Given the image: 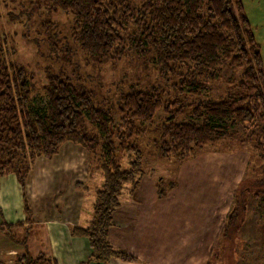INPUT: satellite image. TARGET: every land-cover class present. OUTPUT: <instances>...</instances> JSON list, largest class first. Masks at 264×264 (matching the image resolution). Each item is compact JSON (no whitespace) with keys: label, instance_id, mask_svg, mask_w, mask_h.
I'll return each mask as SVG.
<instances>
[{"label":"trees","instance_id":"obj_1","mask_svg":"<svg viewBox=\"0 0 264 264\" xmlns=\"http://www.w3.org/2000/svg\"><path fill=\"white\" fill-rule=\"evenodd\" d=\"M38 4L49 12L71 14L69 38L85 54L86 64L100 67L118 61L126 51L133 52L148 60L163 83L182 97L178 100L174 96L175 100L169 101L163 98L160 85H131L117 99L115 111L120 117L115 123L110 110L95 102L94 90L63 69L46 67L43 88L47 101L45 108L38 110L29 105L36 88L34 75L7 59L6 36L0 31V176L12 171L23 188L35 158L52 157L65 141L80 144L99 165L102 183L95 188L87 225L72 227L70 233L87 241L88 263L134 261L135 256L110 243L108 234L125 190L130 187L129 191H133L145 176L144 153L138 141L145 133V124L152 122L158 110L169 115L158 125L156 140L164 158L175 156L182 160L195 149L228 137L231 120L244 123L248 132L254 134L252 147L264 159V71L260 47L241 0L31 3L37 7ZM42 25L55 26L49 20H43ZM60 50L61 58L72 60L74 52L68 42ZM73 64L75 68L79 66L77 62ZM223 67L242 68L234 84L236 90L219 100L200 99L208 83L218 80ZM187 109L200 121L175 120ZM249 122L261 123L262 127L255 132L256 126ZM118 152L126 156V167L118 161ZM77 185L87 187L83 182ZM254 185L258 193L264 194V175ZM156 192L161 199L166 196L160 186H156ZM232 216L229 214V219ZM14 227L8 224L0 226V230L9 236ZM27 229L28 226L22 242ZM9 237L14 240L13 235ZM11 264L57 262L42 252L34 257L25 252L15 254Z\"/></svg>","mask_w":264,"mask_h":264},{"label":"rangeland","instance_id":"obj_2","mask_svg":"<svg viewBox=\"0 0 264 264\" xmlns=\"http://www.w3.org/2000/svg\"><path fill=\"white\" fill-rule=\"evenodd\" d=\"M34 2L39 0H0V31L6 36L7 59L34 75L36 88L29 103L31 107L45 108L46 67L54 71L63 69L80 84L94 90L95 102L110 110L115 123L120 117L115 111L117 99L131 85L141 88L160 85L165 100L174 101V96L178 100L182 98L163 83L148 60L136 57L133 52L126 51L118 61L100 67L86 64L85 54L69 38L71 14L49 12L40 4L38 7L31 5ZM241 3L260 47L264 71V0H241ZM43 20H49L55 26L44 27ZM65 42L74 52L69 61L61 58L60 49ZM74 62L78 63L77 68ZM241 73L242 68L223 67L218 80L209 82L199 98L219 100L227 97L236 90L234 84ZM168 116L160 109L152 122L145 124V133L138 141L144 153L145 176L133 191H129L130 187L125 190L122 205L115 211V216H121L114 219L115 226L110 228L108 239L123 245L125 242H146L147 247L142 253H146L145 258L149 261L145 260L147 263L143 261V264H264V194L258 193L254 185L264 175V159L252 147L254 134L248 132L244 123L230 120L228 137L203 145L182 160L175 156L164 158L158 152L156 140L158 125ZM175 120L200 121L191 116L190 109ZM248 124L256 126L255 132L262 127L261 123ZM80 147L88 154L84 166L86 177L83 174L81 180L87 187L78 186L79 181L75 186L83 194L89 219L95 188L101 185L102 178L97 162L84 147ZM117 156L126 167V156L119 152ZM81 164L83 168L82 161ZM80 165L77 176L82 170ZM62 174L63 179L69 178L66 172L62 171ZM8 182L7 177L1 180L4 188ZM156 186L161 187L166 195L164 198L158 196ZM47 201V207L52 206L51 201ZM41 205L39 211L43 216L45 209L42 212ZM0 234H4L3 231L0 230ZM74 248L76 253L84 248L85 254H89L87 241L84 247ZM111 260L116 262V259Z\"/></svg>","mask_w":264,"mask_h":264},{"label":"crops","instance_id":"obj_3","mask_svg":"<svg viewBox=\"0 0 264 264\" xmlns=\"http://www.w3.org/2000/svg\"><path fill=\"white\" fill-rule=\"evenodd\" d=\"M87 158V152L80 145L65 141L52 157H37L34 160L23 188L14 174L0 176V226L15 225L9 231V236L13 235L14 240L5 233L0 234V264H11L16 253L25 252L32 257L42 252L54 258L57 264H95L92 261L88 263L89 254H85L84 248L76 253L77 249L74 247H84L86 241L70 233L72 227H85L89 221L83 194L75 186L76 181L82 182L83 174L84 178L86 177L84 166ZM81 161L83 168L82 164L80 165ZM78 165L82 169L78 175L80 177L76 174ZM62 171L66 172L67 176L69 174V178L63 179ZM3 177H7L9 181L6 188L1 183ZM63 182L65 187H62ZM43 198L44 207L41 205ZM47 200L51 201L52 206L47 207ZM129 202L130 200L126 203ZM40 205L43 208L42 212L45 209L43 216L39 211ZM118 216H114V219ZM26 226H28L26 243L20 244ZM114 226L115 221L112 227ZM110 243L132 254L136 260L116 259V262L110 260L109 264H143V261H149L145 258L146 253H142V249L147 247L146 242L144 244L125 242V245L119 241Z\"/></svg>","mask_w":264,"mask_h":264}]
</instances>
